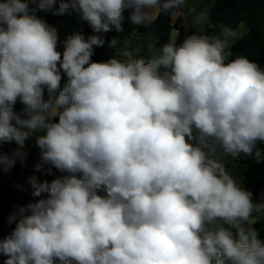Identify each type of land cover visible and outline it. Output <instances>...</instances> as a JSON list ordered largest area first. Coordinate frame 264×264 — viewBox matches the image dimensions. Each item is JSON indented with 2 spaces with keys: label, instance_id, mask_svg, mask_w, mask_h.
<instances>
[{
  "label": "clouds",
  "instance_id": "9594fccd",
  "mask_svg": "<svg viewBox=\"0 0 264 264\" xmlns=\"http://www.w3.org/2000/svg\"><path fill=\"white\" fill-rule=\"evenodd\" d=\"M185 4L0 0V145H17L0 151V173L27 167L34 135V171L59 173L28 177L38 199L8 215L3 264H264V196L226 165L264 162V68L233 54L238 29L92 59L125 19L148 28ZM37 11L74 12L94 34L60 41Z\"/></svg>",
  "mask_w": 264,
  "mask_h": 264
},
{
  "label": "trees",
  "instance_id": "16d2710c",
  "mask_svg": "<svg viewBox=\"0 0 264 264\" xmlns=\"http://www.w3.org/2000/svg\"><path fill=\"white\" fill-rule=\"evenodd\" d=\"M203 2L205 4L214 2V5L208 11L210 23L206 27L205 33L209 35L218 33L224 25L239 30V25L244 23L248 28V34L233 45V54L244 55L264 68V0H203ZM36 15L45 20L49 26L55 27L59 38L62 33L61 23L63 21L69 19L80 20L74 12L70 15L54 16L51 12L37 11ZM122 27V32L113 29L100 34L104 37L105 44L103 47L95 48L92 57L94 61H104L111 57L107 51V46L113 38L119 41L131 39L132 36H139L147 37L154 42H157L158 38L159 46L167 42L174 32L178 35V40H183L185 36L192 33H200L194 28L184 26L182 17L174 20L171 16L163 14L159 15L148 28L134 26L127 19L123 22ZM90 30L92 29L90 28ZM147 44L145 43L142 53L145 58L150 55L147 52ZM66 79V77L62 79V84L66 82ZM15 107L19 112L23 105L17 102ZM16 147L17 145L14 142L3 143L0 145V151L10 155ZM261 147H264V145H261ZM239 160L247 167L244 187L253 192L255 202H260L261 197L264 196V162L258 164L255 160L243 156ZM34 164L35 160L33 158L27 160V167L22 166L17 160L15 167L10 172L0 173V238L7 236L11 231V227H14V225L10 227L7 224V217L18 202V198L13 191L14 182L19 177L26 178ZM46 168L47 166H45L44 180L51 181L59 175L55 169H53L52 175H47ZM35 199L38 198L31 196L30 202H34ZM255 227L260 234V238L264 240V220L258 221ZM3 258V256H0V264H3Z\"/></svg>",
  "mask_w": 264,
  "mask_h": 264
},
{
  "label": "rangeland",
  "instance_id": "374dc122",
  "mask_svg": "<svg viewBox=\"0 0 264 264\" xmlns=\"http://www.w3.org/2000/svg\"><path fill=\"white\" fill-rule=\"evenodd\" d=\"M214 5V2H211L209 4H205L203 0H186V4L183 7V15L185 18H183V24L187 28H194L198 30L200 33H205L206 27L209 26L210 20L208 18V11L209 9ZM30 8L35 7L33 4H29ZM203 16L204 19L200 20L199 22L196 21V17ZM181 17V16H180ZM175 20L178 19V17L174 18ZM69 21V22H68ZM68 21H63L61 23L62 27V33L59 39L66 38L68 35H71L73 32L81 31V27L75 26L76 19H69ZM71 22V24H70ZM239 33H240V39L241 40L245 35L248 34V28L244 23H241L239 25ZM94 34L91 32L90 34H86L85 36ZM263 38H264V27H263ZM144 39V40H143ZM143 39L139 40H133V39H126V40H119L115 48H110L109 45L107 46V51L110 56L115 55L119 50L126 49L130 50L134 53V55H142L144 51L145 43L152 42L151 39L147 37H143ZM236 41V42H237ZM235 42V43H236ZM234 43V44H235ZM60 50V45H59ZM143 56V55H142ZM26 150L29 152V155L27 157V160L30 158H33L35 160V164L39 161V149L35 146V135L26 142ZM230 159V158H229ZM234 162V166L232 165L227 166L228 170L233 174V176L239 181L244 183V179L246 177V170L247 167L243 163L240 162V160H231ZM34 164V165H35ZM35 174L41 181H44L45 179V170H42L40 172L34 171V166L27 175L26 178L19 177L15 180L13 185V191L15 195L18 198L17 205H25L30 202L31 195V188L28 184V177ZM244 186V184H243ZM16 205V206H17ZM261 220H264V216L261 217ZM5 258H3L2 263Z\"/></svg>",
  "mask_w": 264,
  "mask_h": 264
},
{
  "label": "crops",
  "instance_id": "0c3cea01",
  "mask_svg": "<svg viewBox=\"0 0 264 264\" xmlns=\"http://www.w3.org/2000/svg\"><path fill=\"white\" fill-rule=\"evenodd\" d=\"M181 17H182V19L183 18H185L184 17V15H183V13L180 15ZM180 16H178V18L180 17ZM158 17V16H157ZM156 17V18H157ZM155 18V19H156ZM154 19V20H155ZM175 20V19H174ZM69 22V21H68ZM70 24H71V22H70ZM75 26H79V27H81V31L84 33V35H86V34H90L91 32H92V30H90V28H89V26H88V24L86 23V22H84V21H82V20H77L76 21V23H75ZM185 26V25H184ZM114 29V28H113ZM112 29V30H113ZM65 38H61L60 39V41H63ZM131 39H133V40H139V39H143V37H139V36H132V38ZM144 40V39H143ZM152 41V40H151ZM153 43H155L154 41H152ZM63 47V44L61 43L60 44V51H61V48ZM118 58H120V57H118ZM226 165L227 166H234V162H232L231 161V159H228L227 161H226Z\"/></svg>",
  "mask_w": 264,
  "mask_h": 264
},
{
  "label": "water",
  "instance_id": "95a60500",
  "mask_svg": "<svg viewBox=\"0 0 264 264\" xmlns=\"http://www.w3.org/2000/svg\"><path fill=\"white\" fill-rule=\"evenodd\" d=\"M63 51V47L61 48V52ZM120 58H122V57H120Z\"/></svg>",
  "mask_w": 264,
  "mask_h": 264
}]
</instances>
